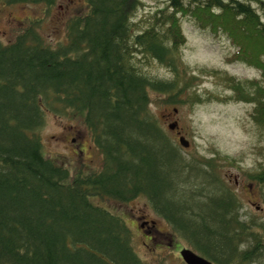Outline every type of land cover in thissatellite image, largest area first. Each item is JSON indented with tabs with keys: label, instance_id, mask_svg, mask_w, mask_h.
Instances as JSON below:
<instances>
[{
	"label": "trees",
	"instance_id": "1",
	"mask_svg": "<svg viewBox=\"0 0 264 264\" xmlns=\"http://www.w3.org/2000/svg\"><path fill=\"white\" fill-rule=\"evenodd\" d=\"M85 4L53 43L34 22L0 39V264H150L135 250L124 217L95 201L141 194L173 233L215 264H264V217L243 214L213 155L183 157L150 105L151 90L170 103L199 97L195 73L181 64L183 17L236 35L232 20L264 38V0H167L139 18L141 0ZM232 34L239 58L262 73L249 85L264 125V49L248 53ZM158 63L168 74L155 70ZM45 107L81 115L99 166L71 170L44 153ZM248 175L263 183L264 166Z\"/></svg>",
	"mask_w": 264,
	"mask_h": 264
},
{
	"label": "rangeland",
	"instance_id": "2",
	"mask_svg": "<svg viewBox=\"0 0 264 264\" xmlns=\"http://www.w3.org/2000/svg\"><path fill=\"white\" fill-rule=\"evenodd\" d=\"M141 1L143 4L136 18L146 16L167 0ZM85 9V0H56L50 6L43 2L6 3L0 0V39L9 41L23 26L34 22L44 38L53 43L65 36L66 20ZM258 10L263 13L260 6ZM262 17L264 19V14ZM182 26L186 36L180 50L181 64L186 73H195L192 90L199 97L170 103L163 101L161 92L151 90V109L171 138L179 142V135H183L189 141L186 146L180 143L183 157L213 155L217 171L242 203L243 214L263 218L264 182H255L248 175L251 170L264 166V125L258 123L255 107L259 99L252 92L253 84L249 85L251 80L260 83L262 73L258 66L239 58L234 51L236 44L229 39L232 33L228 29L220 34L214 33L186 17L182 18ZM228 26L236 34L232 35L247 47L243 46L248 53L263 51L264 38L252 26L236 24L232 20H228ZM155 70L162 75L168 74V69L159 63ZM229 79L234 80L235 88H231ZM173 121L176 126L171 128L169 124ZM39 132L44 153L71 170L100 165V153L89 129L81 115L71 109L64 112L45 107L44 122ZM95 201L124 217L133 231V246L144 261L150 264H186L179 252L180 248L187 246L185 239L171 231L145 195L124 202L100 198H95ZM138 214L153 218V228L162 233L153 230L146 235L144 230L147 227L140 225ZM154 233L155 238H152ZM171 237L174 239L168 246ZM156 240L163 243L157 245Z\"/></svg>",
	"mask_w": 264,
	"mask_h": 264
},
{
	"label": "water",
	"instance_id": "3",
	"mask_svg": "<svg viewBox=\"0 0 264 264\" xmlns=\"http://www.w3.org/2000/svg\"><path fill=\"white\" fill-rule=\"evenodd\" d=\"M176 126V122L173 121L169 124V127L174 128ZM179 142L184 146L189 144V141L183 136L179 135ZM180 255L186 264H214V262L207 257L201 255L197 251L193 250L190 247H183L180 249Z\"/></svg>",
	"mask_w": 264,
	"mask_h": 264
},
{
	"label": "flooded vegetation",
	"instance_id": "4",
	"mask_svg": "<svg viewBox=\"0 0 264 264\" xmlns=\"http://www.w3.org/2000/svg\"><path fill=\"white\" fill-rule=\"evenodd\" d=\"M137 220H138V222L140 223L141 226H145L146 225L147 228L144 230L145 231L144 233L146 235L147 234H151L150 232L153 231V230H155V232L159 231V232L162 233V231H160L158 228H155V227L153 228V226L155 225V220L153 218H147L145 216V214H138L137 215ZM151 236H152V238H155V233L152 234ZM149 239H151V237ZM172 239H174V238L173 237L169 238V241H168V245L169 246L172 245V242H171ZM156 242H158L159 244L163 243L162 240H156Z\"/></svg>",
	"mask_w": 264,
	"mask_h": 264
}]
</instances>
